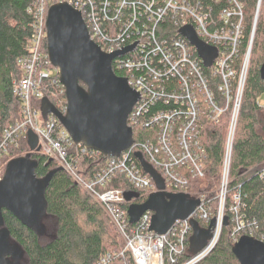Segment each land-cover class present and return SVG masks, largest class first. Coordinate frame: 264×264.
Here are the masks:
<instances>
[{
    "label": "built area",
    "instance_id": "obj_1",
    "mask_svg": "<svg viewBox=\"0 0 264 264\" xmlns=\"http://www.w3.org/2000/svg\"><path fill=\"white\" fill-rule=\"evenodd\" d=\"M58 3H67L82 12L92 39L106 53L113 54L134 46L133 50L116 58L113 66L126 73L129 85L140 94L129 117L132 126L155 131L154 142L149 140L137 146L135 141L120 157L106 162L91 179L78 173L75 159L69 152L75 143L61 121L53 114L45 119L42 107L37 106L46 98L42 81L58 76L55 81L60 82L58 68L45 53L48 13L51 6ZM28 13L34 18L33 34L26 55L20 59L23 78L15 84L24 117L0 130V182L6 171L4 156L11 148H18L33 132L38 137L40 151L63 167L100 204L120 234L121 249L105 253L95 264L201 262L219 243L228 221L232 156L256 21L246 52L241 57L246 11L240 0H33ZM186 26L193 27L207 45L217 48L218 57L208 68L210 74L205 72L196 47L181 34V29ZM258 104L264 107V100L259 99ZM66 110L67 105L63 112ZM226 113H230V123L221 186L216 196L218 210L206 246L191 253V218L196 220L198 215L208 223L206 229L213 220L206 199H200L196 212L186 220H177L166 234L150 231L151 211L131 228L128 210L124 208L125 192L109 188L115 176L124 175L130 184L147 192L148 196L157 191L153 179L143 172L140 162L139 165L134 162L132 154H143L165 179L166 191L188 193L191 177L206 175V133L211 130L210 126L221 124ZM75 145L83 152L89 150L83 144ZM257 174L264 178V162L258 167ZM232 196L234 205L230 213L235 241L244 235L264 241V237L255 235L258 223L243 213L241 195L234 193ZM188 253L190 256L186 257Z\"/></svg>",
    "mask_w": 264,
    "mask_h": 264
},
{
    "label": "trees",
    "instance_id": "obj_2",
    "mask_svg": "<svg viewBox=\"0 0 264 264\" xmlns=\"http://www.w3.org/2000/svg\"><path fill=\"white\" fill-rule=\"evenodd\" d=\"M240 1L246 11L242 57L249 44L260 0ZM32 2L33 0H0V130L22 121L24 117L21 100L15 92V84L23 78L20 59L26 55L33 34L34 18L28 13ZM45 53H48L47 41ZM263 63L264 0H261L251 66L233 149L230 193L227 199L228 221L214 250L197 264H240L233 253L236 234L230 208L234 205V193L241 195L243 213L258 223L256 237H264V178L257 174L258 167L264 162V107L258 104L259 99L264 97V80L260 75ZM113 69L119 76L126 75L115 65ZM204 69L210 74L211 69ZM57 79L58 76L43 80L42 90L45 97L63 111L67 105L66 94L60 82L55 81ZM37 106L42 107V103H37ZM229 123L230 113H226L221 124L210 126L211 130L205 136L208 151L206 175L203 178L191 177L188 189L191 197L208 201L211 219L216 217L218 210L216 196L221 185ZM129 125L132 126L130 121ZM133 131L137 146L149 140L154 142L155 131L150 128L133 127ZM69 152L75 159L78 173L85 179L93 178L103 169L106 162L111 160L103 154L97 155L92 150L83 152L75 144H72ZM136 153L132 154V158L139 165ZM24 156L39 161L36 171L39 178L60 167L42 151H32L27 138L21 141L18 148H11L4 156L6 167L10 160ZM109 188L135 193L137 198L131 203L141 204L148 198L147 192L137 190L122 174L115 176ZM46 199L48 209L44 224L47 234L43 237L37 236L13 214L4 210L6 227L11 232L12 240L25 250V257L20 264H95L105 253L120 250L123 246L117 228L100 204L65 170L54 175L47 188ZM131 203L126 202L124 208L128 210ZM195 218L202 229L208 227V223L198 215ZM135 226L130 225L131 228ZM188 256L189 253L186 254V257Z\"/></svg>",
    "mask_w": 264,
    "mask_h": 264
},
{
    "label": "water",
    "instance_id": "obj_3",
    "mask_svg": "<svg viewBox=\"0 0 264 264\" xmlns=\"http://www.w3.org/2000/svg\"><path fill=\"white\" fill-rule=\"evenodd\" d=\"M180 32L196 47L204 66L210 68L218 57L217 48L202 41L191 26L182 28ZM47 47L50 61L58 68L60 83L65 88L67 110H59L45 98L42 102L43 117L47 119L50 114L55 115L75 144H83L105 157H120L135 142L129 117L140 100V94L129 85L125 76L115 72L113 61L133 50L134 46L113 54L106 53L92 39L82 12L67 3H58L51 6L48 13ZM260 75L264 80V63ZM28 142L32 151H40L35 133L28 134ZM135 157L143 172L155 182L157 191L141 204L131 203L137 198L135 193H125L126 201L131 203L128 208L130 224H137L146 212L151 211L150 231L166 234L177 220L190 218L201 200L188 193L166 191L165 179L143 154L137 152ZM38 166L39 161L30 156L14 158L8 162L0 182V264H20L25 257V250L12 240L6 227L4 210L37 236L47 234L44 224L48 209L46 191L54 175L64 168H56L39 178L36 173ZM191 225V253L195 254L211 238L215 219L207 229H202L194 218H191ZM233 253L240 264H264V241L244 235L235 243Z\"/></svg>",
    "mask_w": 264,
    "mask_h": 264
},
{
    "label": "rangeland",
    "instance_id": "obj_4",
    "mask_svg": "<svg viewBox=\"0 0 264 264\" xmlns=\"http://www.w3.org/2000/svg\"><path fill=\"white\" fill-rule=\"evenodd\" d=\"M260 8H261V0H260V2H259V4H258V13L256 14V17H255V21H256V24H257V25H258V19H259V14H260ZM254 23H255V22H254ZM257 25H256V29H257ZM255 34H256V32H255ZM254 39H255V35H254ZM253 44H254V41H253V43H252V50H253ZM251 57H252V51H251V53H250L249 66H251ZM261 99L264 100V97L261 98ZM220 186H221V185H220ZM226 224H227V222H226Z\"/></svg>",
    "mask_w": 264,
    "mask_h": 264
}]
</instances>
